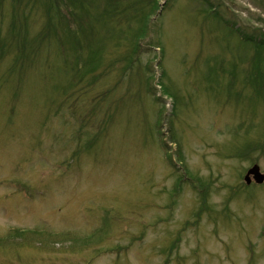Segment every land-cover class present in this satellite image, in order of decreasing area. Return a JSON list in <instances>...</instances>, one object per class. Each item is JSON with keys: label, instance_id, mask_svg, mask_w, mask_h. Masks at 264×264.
Segmentation results:
<instances>
[{"label": "rangeland", "instance_id": "1", "mask_svg": "<svg viewBox=\"0 0 264 264\" xmlns=\"http://www.w3.org/2000/svg\"><path fill=\"white\" fill-rule=\"evenodd\" d=\"M45 1L0 0V264H264V0H147L76 80L69 35L33 41Z\"/></svg>", "mask_w": 264, "mask_h": 264}, {"label": "trees", "instance_id": "2", "mask_svg": "<svg viewBox=\"0 0 264 264\" xmlns=\"http://www.w3.org/2000/svg\"><path fill=\"white\" fill-rule=\"evenodd\" d=\"M150 1V0H148ZM60 2L68 3L63 10L61 8ZM117 7H114L109 17L104 18L100 17L99 15H89V10L92 8L93 3L90 0H46L44 3V24L41 31L35 37V44L38 48L46 41L51 40L55 45H59L60 47L64 45L66 35L70 36V45L72 46L71 51L75 48L76 52H80V60L76 62V69L72 75V78L76 80L78 77V73H82L81 76L86 75L87 73L95 71L99 67L98 64L96 65H88L92 59L88 58L90 55L89 44L91 43V39L89 38L90 33L95 34L96 29L99 26H111L112 23H115L117 20L114 18L116 17H125L127 18L133 9L136 13H144L147 9V0H126L125 4H121L120 2H116ZM158 6V5H157ZM219 7V4L215 6V9ZM159 7H157L158 9ZM93 9V8H92ZM128 14V15H127ZM85 15V16H84ZM122 25H126V23H122ZM255 36L259 37L258 42L255 41ZM47 39H43V38ZM264 32L262 34H257V31L254 32L252 39H246V41H251V44L257 46L258 50L264 49ZM66 43V42H65ZM134 50H137L139 47L138 42L131 46ZM85 50H87V54L83 55ZM135 52V51H134ZM88 58V60H87ZM85 60V61H84ZM251 66L250 69L246 70V82L248 84H258L257 88L253 85L254 92H257L259 96L264 95V62L260 60L251 59L250 61ZM88 66V67H87ZM71 81V80H70ZM68 82L65 86L66 90L69 87H73L72 82ZM261 145V144H260ZM88 148V146H87ZM86 148V149H87ZM252 148L250 145L246 153L243 157L249 156L251 154ZM78 153V152H77ZM76 155V152L73 153V156ZM241 158V157H240ZM247 190L249 188H253L250 186H246ZM26 195V193L24 192ZM18 233V234H17ZM34 231L28 230H13L10 231L11 235H18L27 237L28 235L34 234ZM8 234V233H7ZM44 234H40V239ZM51 236V235H49ZM59 237H68L70 240L71 237L68 235L66 236L61 234L60 236H56L54 241L57 240ZM44 239V238H43ZM42 239V241H43Z\"/></svg>", "mask_w": 264, "mask_h": 264}, {"label": "water", "instance_id": "3", "mask_svg": "<svg viewBox=\"0 0 264 264\" xmlns=\"http://www.w3.org/2000/svg\"><path fill=\"white\" fill-rule=\"evenodd\" d=\"M243 181L246 185H250L252 181L257 185H261L264 182V174L260 172L258 165L254 164L245 173Z\"/></svg>", "mask_w": 264, "mask_h": 264}]
</instances>
